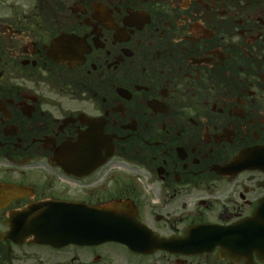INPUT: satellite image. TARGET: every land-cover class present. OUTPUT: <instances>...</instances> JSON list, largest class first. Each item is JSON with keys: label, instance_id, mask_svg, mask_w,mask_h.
Returning <instances> with one entry per match:
<instances>
[{"label": "flooded vegetation", "instance_id": "obj_1", "mask_svg": "<svg viewBox=\"0 0 264 264\" xmlns=\"http://www.w3.org/2000/svg\"><path fill=\"white\" fill-rule=\"evenodd\" d=\"M0 264H264V0H0Z\"/></svg>", "mask_w": 264, "mask_h": 264}, {"label": "water", "instance_id": "obj_2", "mask_svg": "<svg viewBox=\"0 0 264 264\" xmlns=\"http://www.w3.org/2000/svg\"><path fill=\"white\" fill-rule=\"evenodd\" d=\"M63 205L48 204V205H32L23 211L26 215V230L33 234L34 239L44 243H53L57 237L54 236L53 230L59 225V228H65L66 234L59 237L62 242L65 241H85L90 236L85 230H88L93 224L92 220L84 219V207L83 206H66ZM66 211L74 215V219L58 221L56 220V213ZM101 213L109 212L102 211ZM115 217V216H113ZM119 218V217H116ZM111 219L106 218L103 220V224L106 225L105 231L110 230ZM104 231V232H105ZM103 232V233H104ZM104 235V234H103ZM104 238H109L106 236Z\"/></svg>", "mask_w": 264, "mask_h": 264}]
</instances>
